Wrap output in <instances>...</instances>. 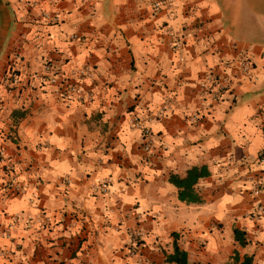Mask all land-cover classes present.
<instances>
[{
  "label": "crops",
  "instance_id": "crops-1",
  "mask_svg": "<svg viewBox=\"0 0 264 264\" xmlns=\"http://www.w3.org/2000/svg\"><path fill=\"white\" fill-rule=\"evenodd\" d=\"M158 1L0 0V264H175L173 233L191 262L264 264V0Z\"/></svg>",
  "mask_w": 264,
  "mask_h": 264
},
{
  "label": "trees",
  "instance_id": "trees-1",
  "mask_svg": "<svg viewBox=\"0 0 264 264\" xmlns=\"http://www.w3.org/2000/svg\"><path fill=\"white\" fill-rule=\"evenodd\" d=\"M13 118L22 117L23 114L16 110L11 113ZM209 175V171L206 166H193L189 168L184 176H178L171 174L169 176V182L178 189V199L181 202L191 203L199 202L201 199L195 190V185L200 178ZM234 240L240 245L244 246L247 243L244 231L234 228L233 229ZM172 252L165 255V262H171L175 264H204L202 262H191L188 259V254L185 250L180 248L176 239L177 234L173 233ZM253 258L249 255L241 256L237 250L233 251L231 256V264H252Z\"/></svg>",
  "mask_w": 264,
  "mask_h": 264
},
{
  "label": "built area",
  "instance_id": "built-area-1",
  "mask_svg": "<svg viewBox=\"0 0 264 264\" xmlns=\"http://www.w3.org/2000/svg\"><path fill=\"white\" fill-rule=\"evenodd\" d=\"M171 1L172 0H159L158 2H156L153 5V9L157 10L162 5L163 6L169 5L171 3ZM180 46H181V44H179V43L175 44V47L177 49ZM239 66L243 72H248L250 70V68L252 67L251 63L247 59H242L241 61H239ZM9 77H11L10 74H9ZM13 79L15 80L16 78L13 77ZM208 79H209L208 82L210 83L209 92L213 94V97H216L221 92L227 91L228 88L230 87L229 81L225 77H218L217 75H210ZM67 89H68V91H70L72 93H78L80 91V90H78V87L76 85H71V84L68 85ZM143 132H144V136L146 138H149V131L144 129ZM145 150H149L148 141L145 144ZM0 154L5 158V162L2 165V168L5 171L3 173L4 176H3V180H2V184H1L2 185L1 189L4 190L5 192H7V191L12 190L14 188V185H15L14 184V178L12 175L14 163L12 161L7 160V158L5 156V150L2 147H0ZM263 158H264V156L262 157V159ZM109 183H110V178H103V179H100V180L94 182L91 185V189H93L94 191H99L101 193H105L108 190ZM256 208L258 211L262 210L260 205L257 206ZM141 236H143V233L140 230L135 231L131 234L132 242L134 243V245H135L136 239L138 240ZM134 245H132V246L135 248L136 246H134Z\"/></svg>",
  "mask_w": 264,
  "mask_h": 264
},
{
  "label": "rangeland",
  "instance_id": "rangeland-1",
  "mask_svg": "<svg viewBox=\"0 0 264 264\" xmlns=\"http://www.w3.org/2000/svg\"><path fill=\"white\" fill-rule=\"evenodd\" d=\"M0 22H1V17H0ZM5 29L2 28L0 26V32H3ZM1 36V33H0ZM7 73L5 72L4 77L2 78V82L4 84L3 89H10L9 85L12 84V80L15 81L17 79V76L19 75V70L17 69L15 64H11L9 66ZM9 74L11 75V77H9ZM16 78L15 80L13 79ZM2 101V96L0 95V102ZM5 162V158L0 154V169H1V173H4L5 170H3L2 165Z\"/></svg>",
  "mask_w": 264,
  "mask_h": 264
}]
</instances>
